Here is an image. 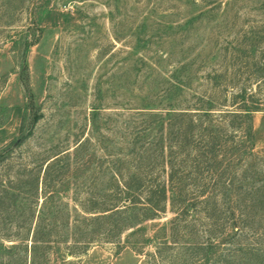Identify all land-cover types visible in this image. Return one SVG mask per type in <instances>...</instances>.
Masks as SVG:
<instances>
[{"label": "rangeland", "instance_id": "1", "mask_svg": "<svg viewBox=\"0 0 264 264\" xmlns=\"http://www.w3.org/2000/svg\"><path fill=\"white\" fill-rule=\"evenodd\" d=\"M243 110L250 131L227 115ZM7 146L15 167L68 155L47 191L58 222L114 208L85 254L55 231L48 264H264V0H0ZM143 155L175 173L155 215L111 179Z\"/></svg>", "mask_w": 264, "mask_h": 264}, {"label": "trees", "instance_id": "2", "mask_svg": "<svg viewBox=\"0 0 264 264\" xmlns=\"http://www.w3.org/2000/svg\"><path fill=\"white\" fill-rule=\"evenodd\" d=\"M241 108L247 109L246 106ZM194 111L197 112L190 114L211 115L208 109H194ZM199 111L201 113H198ZM180 114V117L187 116V113ZM227 115L231 118L239 115L246 119L248 131L251 130L250 110ZM11 151V146L0 150V264H48L49 255L54 250H59L55 248L56 242L53 240L55 239L53 233L59 228L63 230L61 236L65 246L63 253L72 257L85 254L86 247L94 243L97 238V226L101 217L105 216H96V214H103L114 208L108 210L90 208L86 211L94 216L77 220L71 224L72 226L65 219L58 222L54 213L57 210L53 212L48 205L50 194H47V191L53 184V167L68 155H56L46 159L38 168L25 165L15 167L9 159ZM136 161V165L132 168L125 163L121 164L113 172L111 179L119 197L125 196L129 203L145 201L149 205L148 211L152 213L151 215H155L164 209L168 198L166 182L169 181L171 185L169 191H172L175 173L171 167L167 180L162 181L149 167L146 155ZM40 196L42 203L37 210ZM136 216L134 214L133 217ZM111 217L112 215H108L104 219L109 221ZM120 221L117 224L120 225L119 231L133 225V221L125 218Z\"/></svg>", "mask_w": 264, "mask_h": 264}]
</instances>
